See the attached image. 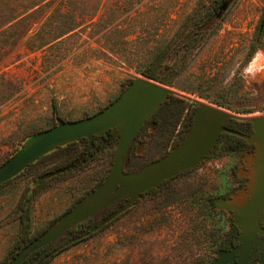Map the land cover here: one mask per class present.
Listing matches in <instances>:
<instances>
[{
	"label": "rangeland",
	"instance_id": "1",
	"mask_svg": "<svg viewBox=\"0 0 264 264\" xmlns=\"http://www.w3.org/2000/svg\"><path fill=\"white\" fill-rule=\"evenodd\" d=\"M223 1L229 5L217 19ZM194 20L207 31L192 39L172 85L144 77L148 62L176 35L189 34ZM135 79L166 87L179 103L176 111L163 110L159 144L146 141L141 162L177 146L184 120L201 105L237 122L264 115V0H0V166L59 120L103 111ZM112 141L98 142L88 160L86 142L61 147L0 188V264L108 173L117 149ZM213 161L190 175L203 174ZM59 170L65 171L46 177ZM152 237L114 222L45 264H159L149 256L144 263L135 247L144 240L150 255ZM211 249L204 247L205 264Z\"/></svg>",
	"mask_w": 264,
	"mask_h": 264
},
{
	"label": "flooded vegetation",
	"instance_id": "2",
	"mask_svg": "<svg viewBox=\"0 0 264 264\" xmlns=\"http://www.w3.org/2000/svg\"><path fill=\"white\" fill-rule=\"evenodd\" d=\"M165 108L176 111L179 103L169 97L147 120L130 149L129 159L124 163L125 173L137 172L167 154L163 152L142 162L139 159L144 155L146 141L154 146L159 144L157 134L164 125L162 114ZM198 109L184 120L179 142L192 129ZM258 118H264V115ZM225 126L239 135L223 132L207 158L195 168L138 194L127 193L123 185H118L116 200L111 205L96 210L63 236L62 240H68L67 247L81 243L117 222L120 229L151 232L150 255L145 254L148 244L144 240L135 243V247H141L144 252V263L149 256L153 263L159 259V264H172L174 259L176 263L187 264L189 257L193 264H205L204 247L207 245L212 248L207 264H264V170L259 175L262 170L258 166L264 160L259 159L260 146L253 139L255 125L251 120H230ZM81 141L87 143L82 153L88 154L86 160L95 152L98 142H114L111 137H96L94 148L88 152V140ZM115 142L118 146V139ZM211 159L213 163L223 161V164L210 163L212 168H202L203 174L190 175ZM113 164L108 173L63 216L105 182ZM92 228L95 229L93 232L90 231ZM86 231L89 235L78 239ZM43 251H38L37 258Z\"/></svg>",
	"mask_w": 264,
	"mask_h": 264
},
{
	"label": "water",
	"instance_id": "3",
	"mask_svg": "<svg viewBox=\"0 0 264 264\" xmlns=\"http://www.w3.org/2000/svg\"><path fill=\"white\" fill-rule=\"evenodd\" d=\"M228 5L229 2H222L216 14L217 19L227 10ZM169 96L170 91L166 87L135 79L124 93L103 111L77 121L59 120L57 126L30 137L18 153L0 166L1 187L61 147L86 139L90 152L94 148L96 137L109 136L112 131L111 139H118L114 164L105 182L62 216L57 223L24 246L8 264H25L30 256L44 249L34 261V264H43L46 259L68 245V240L64 241L62 238L70 229L96 210L105 208L116 200L118 185H123L124 191L130 194L158 187L163 181L191 170L203 162L223 132L239 135L225 126L231 119L230 115L201 105L195 115L192 129L177 146L139 171L125 173L124 163L129 159L130 149L137 135ZM251 121L256 129L253 139L260 146L259 159L264 160V118ZM258 166L262 170L259 175H262L264 163L261 162ZM62 171L65 170L56 171L46 177ZM94 230L92 228L90 231ZM88 235L89 231H86L78 239Z\"/></svg>",
	"mask_w": 264,
	"mask_h": 264
},
{
	"label": "trees",
	"instance_id": "4",
	"mask_svg": "<svg viewBox=\"0 0 264 264\" xmlns=\"http://www.w3.org/2000/svg\"><path fill=\"white\" fill-rule=\"evenodd\" d=\"M194 23V27L188 31L189 34L176 35L159 50L156 56L141 71L144 77L168 86L172 85V80L181 74V66L187 62L190 56V50L193 48L192 39L207 31L205 25H200L196 20H194ZM260 39L259 37L258 41ZM174 60L175 63L171 64L170 62ZM37 256L38 252L30 256L26 264H32Z\"/></svg>",
	"mask_w": 264,
	"mask_h": 264
}]
</instances>
